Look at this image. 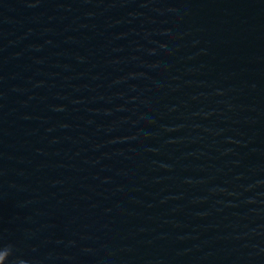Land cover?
Listing matches in <instances>:
<instances>
[{
  "label": "water",
  "instance_id": "obj_1",
  "mask_svg": "<svg viewBox=\"0 0 264 264\" xmlns=\"http://www.w3.org/2000/svg\"><path fill=\"white\" fill-rule=\"evenodd\" d=\"M0 264H264V0H0Z\"/></svg>",
  "mask_w": 264,
  "mask_h": 264
},
{
  "label": "clouds",
  "instance_id": "obj_2",
  "mask_svg": "<svg viewBox=\"0 0 264 264\" xmlns=\"http://www.w3.org/2000/svg\"><path fill=\"white\" fill-rule=\"evenodd\" d=\"M7 246H5V248H6ZM12 253L10 252V253H8V255L6 256V259L8 260V258H9V256L11 255Z\"/></svg>",
  "mask_w": 264,
  "mask_h": 264
}]
</instances>
